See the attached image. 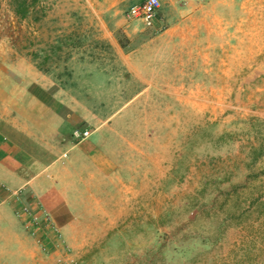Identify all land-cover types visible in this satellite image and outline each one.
Returning a JSON list of instances; mask_svg holds the SVG:
<instances>
[{"label":"rangeland","instance_id":"obj_1","mask_svg":"<svg viewBox=\"0 0 264 264\" xmlns=\"http://www.w3.org/2000/svg\"><path fill=\"white\" fill-rule=\"evenodd\" d=\"M140 1L0 0L4 87L20 66L23 87L114 113V190L36 232L22 264H264V0H242L177 74L143 46Z\"/></svg>","mask_w":264,"mask_h":264},{"label":"crops","instance_id":"obj_2","mask_svg":"<svg viewBox=\"0 0 264 264\" xmlns=\"http://www.w3.org/2000/svg\"><path fill=\"white\" fill-rule=\"evenodd\" d=\"M241 1L161 0L155 30L141 29L143 46H149L150 59L158 62L161 74L171 71L172 65L178 67L176 74L183 73L178 62L189 64L192 56L209 59L216 27H233L226 19L245 12ZM125 32L133 38V30ZM165 57H174V63ZM208 59L201 62L207 64L206 72ZM5 63L0 53V264H22L24 248L38 237L36 232L62 221L76 202L87 200L88 192L114 190L108 183L114 176V145L102 135L114 126V113L103 118L96 107L87 108L81 100L72 107L62 97L63 89L23 87L20 66L13 72L20 83L8 89L3 86L9 77L2 70ZM75 128L91 134L79 140Z\"/></svg>","mask_w":264,"mask_h":264},{"label":"built area","instance_id":"obj_3","mask_svg":"<svg viewBox=\"0 0 264 264\" xmlns=\"http://www.w3.org/2000/svg\"><path fill=\"white\" fill-rule=\"evenodd\" d=\"M161 6V0H142L129 8L128 16L135 20H141L147 27L153 28ZM74 134L79 139H85L90 135V131L88 129L75 130Z\"/></svg>","mask_w":264,"mask_h":264}]
</instances>
